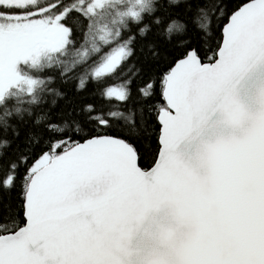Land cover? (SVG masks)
Returning a JSON list of instances; mask_svg holds the SVG:
<instances>
[{
  "label": "snow or ice",
  "instance_id": "6c2138e0",
  "mask_svg": "<svg viewBox=\"0 0 264 264\" xmlns=\"http://www.w3.org/2000/svg\"><path fill=\"white\" fill-rule=\"evenodd\" d=\"M0 264H264V0H0Z\"/></svg>",
  "mask_w": 264,
  "mask_h": 264
}]
</instances>
